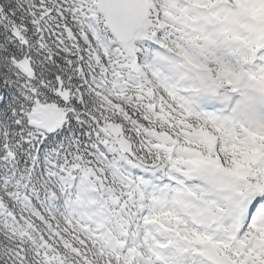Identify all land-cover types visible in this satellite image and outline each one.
Returning <instances> with one entry per match:
<instances>
[{"label":"snow or ice","instance_id":"snow-or-ice-1","mask_svg":"<svg viewBox=\"0 0 264 264\" xmlns=\"http://www.w3.org/2000/svg\"><path fill=\"white\" fill-rule=\"evenodd\" d=\"M0 264H264V0H0Z\"/></svg>","mask_w":264,"mask_h":264}]
</instances>
